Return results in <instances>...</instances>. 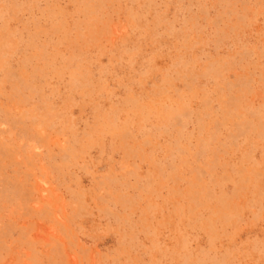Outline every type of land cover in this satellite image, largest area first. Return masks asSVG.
<instances>
[{
    "label": "rangeland",
    "instance_id": "rangeland-1",
    "mask_svg": "<svg viewBox=\"0 0 264 264\" xmlns=\"http://www.w3.org/2000/svg\"><path fill=\"white\" fill-rule=\"evenodd\" d=\"M0 264H264V0H0Z\"/></svg>",
    "mask_w": 264,
    "mask_h": 264
}]
</instances>
